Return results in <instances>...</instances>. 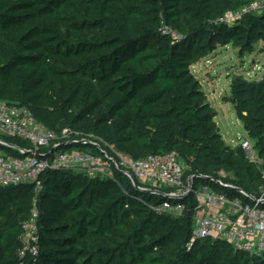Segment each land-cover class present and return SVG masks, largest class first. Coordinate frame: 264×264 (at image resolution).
<instances>
[{"label":"trees","instance_id":"trees-1","mask_svg":"<svg viewBox=\"0 0 264 264\" xmlns=\"http://www.w3.org/2000/svg\"><path fill=\"white\" fill-rule=\"evenodd\" d=\"M252 1L0 0V102L27 108L57 136L64 125L71 134L58 136L62 150L98 153L77 134L134 159L175 153L194 186L241 197L218 181L258 196L262 175L225 145L189 63L201 37L211 47L231 45L240 57L264 43V11L209 26L212 15ZM226 100L264 157V76H234ZM136 185L119 172L91 179L51 169L38 191L0 188V264H264V252L251 257L220 241L188 249L194 196L180 199L184 210L175 217L156 211L175 202L168 188ZM34 213L38 253L21 258V223Z\"/></svg>","mask_w":264,"mask_h":264},{"label":"built area","instance_id":"built-area-1","mask_svg":"<svg viewBox=\"0 0 264 264\" xmlns=\"http://www.w3.org/2000/svg\"><path fill=\"white\" fill-rule=\"evenodd\" d=\"M264 11V0H254L236 10L226 11L217 24L232 26L244 17ZM61 137H67L68 129L61 131ZM12 138L29 145L28 149L19 148L17 156L0 153V188L20 185H33L40 190V177L47 170H70L84 176L96 178H114L116 172L122 173L133 186L144 183H156L168 188L174 203L163 202L156 211L170 216H180L184 210L181 202L185 193L193 192L196 213L193 218L191 238L186 247L191 249L201 240L220 241L233 251L261 257L264 252V184L260 186L258 196L229 197L226 192H218L207 185L201 188L193 185L189 176L184 182V166L175 153L165 156H149L134 159L114 148L103 149L100 141L91 140V136L77 135L74 139L82 143L93 142L97 154L81 150L59 149L47 156L53 147H57L58 136L55 132L37 122L33 114L25 107L7 105L0 102V140ZM232 149H240L246 158L262 175L264 180V157L254 141L239 139ZM15 151V150H14ZM22 152L32 155L23 156ZM134 179L131 181L130 176ZM226 186L233 187L226 184ZM235 188V187H233ZM226 190V189H225ZM229 191V190H228ZM234 192V191H233ZM127 208V206H125ZM36 214L21 223L19 256L35 258L38 253V227Z\"/></svg>","mask_w":264,"mask_h":264},{"label":"rangeland","instance_id":"rangeland-1","mask_svg":"<svg viewBox=\"0 0 264 264\" xmlns=\"http://www.w3.org/2000/svg\"><path fill=\"white\" fill-rule=\"evenodd\" d=\"M222 15H212L209 26L217 24V20ZM85 31L97 33L92 28H85ZM252 54H244L242 57L237 55V50L231 45L222 46L215 42L214 46L206 43V37L199 39L190 54V70L194 79L201 85L205 94V101L210 104V111L216 113L214 122L219 130L225 145L230 148L235 146L239 139H247V132L244 130L241 122L226 98L229 96V85L234 76H242L248 80H259L264 76V43L257 42L254 45ZM89 75V72L87 73ZM94 84L99 85L98 82ZM57 129L64 131L65 126L58 124ZM61 135V134H60ZM58 134V136H60ZM91 140L97 141L95 137ZM102 148H106L105 143H100ZM5 149V148H4ZM108 149V148H107ZM0 153L3 151L0 149ZM5 154V153H3ZM188 171L184 166V182L186 183ZM220 175L231 177L230 174ZM142 186L147 188L160 187L156 183H144ZM201 184H197L201 188ZM194 219V224H195ZM168 243L165 247H171Z\"/></svg>","mask_w":264,"mask_h":264},{"label":"water","instance_id":"water-1","mask_svg":"<svg viewBox=\"0 0 264 264\" xmlns=\"http://www.w3.org/2000/svg\"><path fill=\"white\" fill-rule=\"evenodd\" d=\"M79 143H82V142H79ZM88 144H90L89 142H88ZM93 144V146H95L94 145V143H92ZM0 147H2V148H5V149H9V150H15V151H20V149L17 147V146H15V145H13V144H10V143H7V142H5V141H3V140H0ZM61 147H53L51 150H50V152H49V154L47 155V156H49L50 154H52L53 152H56L57 150H59ZM22 154H23V156H28V155H32L30 152H22ZM130 176V175H129ZM130 178H131V181H133L134 182V179L130 176ZM205 180H212V179H209V178H204ZM216 183L222 188V189H226V190H229V191H234V192H236V193H238V194H241V195H244V196H247V197H249L250 198V196L249 195H247L244 191H242V190H240V189H237V188H233V187H230V186H226V185H223V184H221V183H219L218 181H216ZM193 188V183H192V185H191V189ZM145 191V190H144ZM147 191V190H146ZM193 195V192H188V193H185L183 196V198H186L187 196H192Z\"/></svg>","mask_w":264,"mask_h":264}]
</instances>
